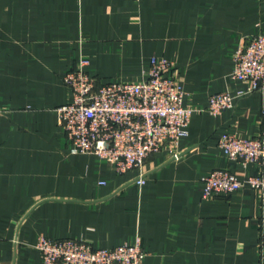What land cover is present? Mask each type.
Masks as SVG:
<instances>
[{"label": "crops", "instance_id": "crops-1", "mask_svg": "<svg viewBox=\"0 0 264 264\" xmlns=\"http://www.w3.org/2000/svg\"><path fill=\"white\" fill-rule=\"evenodd\" d=\"M264 32V0H0V264H44L40 237L113 249L141 239L144 264H264V205L256 192L203 198L215 170L258 173L229 161L225 134L264 129V89L213 116L212 95L234 79L241 43ZM154 57L175 65L189 135L119 174L75 154L58 108L81 58L100 84L139 82Z\"/></svg>", "mask_w": 264, "mask_h": 264}, {"label": "built area", "instance_id": "built-area-1", "mask_svg": "<svg viewBox=\"0 0 264 264\" xmlns=\"http://www.w3.org/2000/svg\"><path fill=\"white\" fill-rule=\"evenodd\" d=\"M88 66L89 61L81 58L66 74L64 82L72 101L58 108L59 123L73 153L94 154L119 174L139 170L136 183L141 187L146 183L143 169L147 159L165 149L178 158L181 154L176 149L189 135L193 110L184 106L175 65L166 58L154 57L141 81L106 84H100L88 72ZM232 76L244 84V89L212 95L206 108L211 115H221L240 99L264 89V32L238 47ZM218 145L229 161L245 170L257 165L258 173L239 175L215 170L202 178L203 198L232 195L247 188L256 192L264 205V129L249 139L225 134ZM37 248L44 264H144L146 259L140 238L133 244L100 249L88 240L40 237Z\"/></svg>", "mask_w": 264, "mask_h": 264}]
</instances>
